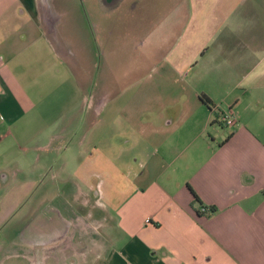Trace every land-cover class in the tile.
Masks as SVG:
<instances>
[{"label":"crops","instance_id":"0c3cea01","mask_svg":"<svg viewBox=\"0 0 264 264\" xmlns=\"http://www.w3.org/2000/svg\"><path fill=\"white\" fill-rule=\"evenodd\" d=\"M45 7L0 0V264H264V0H177L119 84Z\"/></svg>","mask_w":264,"mask_h":264},{"label":"rangeland","instance_id":"374dc122","mask_svg":"<svg viewBox=\"0 0 264 264\" xmlns=\"http://www.w3.org/2000/svg\"><path fill=\"white\" fill-rule=\"evenodd\" d=\"M143 1L134 9L130 0H125L122 5L114 8L103 0H39L40 17L43 20L49 14L46 3L55 2L66 6V13L60 20L66 25L65 29L71 33L73 40L76 39V43L87 38V54L96 55L99 64V67H94V72H100L98 83L104 78L105 82L119 84L122 80L129 82L141 79L143 70L129 79H124L127 77L124 71L133 63L143 68L144 60L138 62V55L147 51L152 43L156 44L152 42L153 39L149 41V36H145L150 20L154 18L152 16L159 14L170 19L177 0ZM160 2L161 11H148V8L160 5ZM183 13L186 14L184 5Z\"/></svg>","mask_w":264,"mask_h":264},{"label":"trees","instance_id":"16d2710c","mask_svg":"<svg viewBox=\"0 0 264 264\" xmlns=\"http://www.w3.org/2000/svg\"><path fill=\"white\" fill-rule=\"evenodd\" d=\"M199 99L207 104L208 106H212V100L204 93H201L199 95ZM192 190V193L194 195V203H197L198 204V208H197V212L199 214H206V215H213L215 212H216V208L213 207V206H208V205H205L201 202V199L200 197L198 196V194L191 188Z\"/></svg>","mask_w":264,"mask_h":264},{"label":"built area","instance_id":"2783aa9c","mask_svg":"<svg viewBox=\"0 0 264 264\" xmlns=\"http://www.w3.org/2000/svg\"><path fill=\"white\" fill-rule=\"evenodd\" d=\"M221 117H222V121L227 126H234L237 123V114L235 113L233 108H229L228 110L224 111Z\"/></svg>","mask_w":264,"mask_h":264}]
</instances>
